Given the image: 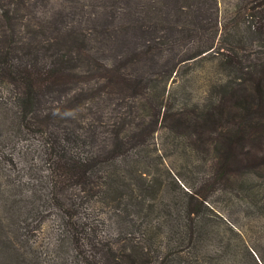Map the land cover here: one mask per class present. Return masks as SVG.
<instances>
[{"label":"trees","instance_id":"trees-1","mask_svg":"<svg viewBox=\"0 0 264 264\" xmlns=\"http://www.w3.org/2000/svg\"><path fill=\"white\" fill-rule=\"evenodd\" d=\"M19 5H3L11 35L0 45V75L13 89L2 99L11 113L10 129L28 145L22 153L29 157L35 184L20 198L6 193L0 217L6 228L0 235L16 246L10 232L16 212L19 224L36 219L40 229L54 215L60 220V246L65 243L73 251L65 264H248L240 256V243L216 229L206 193L192 184L185 189L168 168L169 183L143 165L154 156L149 139L164 129L202 189L251 196L264 213V0H243L242 9L248 11L239 10L219 47L201 44L189 55L167 60L164 71L140 76L127 68L142 53L159 49L169 56L192 32L168 36L112 65L97 61V73L86 72L80 64L88 51L75 40L68 45L65 37L20 40ZM252 46L255 57L245 53ZM209 53L218 55V64L203 75L205 94L186 88L178 98V89L168 88L169 80L181 86L186 63ZM78 76L92 84L70 96ZM198 78L192 74L186 83ZM161 84V91H154ZM105 96L117 98V106L132 99L130 106L139 105L148 124L139 121L133 131L131 123L139 116L134 119L131 107L122 109L107 128L109 140L96 146L97 124H84L80 111L93 109L84 106L86 101ZM95 113L102 117L100 109ZM5 182L13 183L11 178ZM33 252V261L45 264L39 250ZM261 259L264 264V255Z\"/></svg>","mask_w":264,"mask_h":264},{"label":"rangeland","instance_id":"rangeland-1","mask_svg":"<svg viewBox=\"0 0 264 264\" xmlns=\"http://www.w3.org/2000/svg\"><path fill=\"white\" fill-rule=\"evenodd\" d=\"M4 2L12 4L13 7L20 3L17 9L20 16L17 34L21 36L20 40L28 38L38 42L41 37L44 40L65 37V45L75 40L77 46H84L88 51L87 57L85 56L80 64L81 69L86 72L89 69L90 72L97 73V61L112 65L125 55L143 51L155 42L165 41L168 36L174 38L188 32L193 33L183 37V41L169 56L167 51L161 52L159 49H155L153 53H142L143 55L127 68L129 73L136 76L164 71L167 60L171 58L173 62L177 56L189 55L198 50L201 44L213 43L215 47H219L226 38L224 32L232 31L233 20L239 10L243 13L248 11L242 9L243 0H0V45L5 37L11 35L3 17ZM30 33H34L35 37ZM252 48L247 52L244 49L249 57H255L254 50L257 48ZM207 56L209 57L203 60L198 59L182 65L185 67L181 69V86L172 84V79L169 80L168 88L174 86L178 89V98H181L186 88L196 91L198 95L205 94L206 79L203 75L206 69L218 64V58H214L218 55L209 53L204 57ZM81 69H78L77 74H81ZM192 74L199 75L198 80L186 83L187 77ZM80 78L81 76H78L73 80L74 83L67 94L71 96L77 88L89 87L92 84L90 80ZM161 87L163 85L154 86V91H161ZM12 89L13 85L9 81H3L0 75V217L4 216L2 199L5 195L15 192L20 198L35 184L30 175L32 168L29 157L22 153V149L26 151L28 145L25 139L15 137L14 131L8 125L11 113L2 98H8ZM114 96L90 99L84 106L90 104L88 107L93 109L83 107L80 111L84 124L87 121L97 124L96 146L109 140L107 128L111 127L113 121L118 120V111L131 107L133 102L132 99H126L117 106L118 99H114ZM47 105L48 103H45L43 106ZM131 108L134 119L139 116L131 123V128L135 131L137 122L144 121L141 115L143 112L139 113V105ZM96 109L101 110L102 117L99 118V114L95 113ZM148 120L149 117L144 121L146 125ZM169 135L159 128L154 138L149 139L154 156L148 157L151 162L147 159L143 165L144 170L162 176L163 180L169 183L171 181L168 168L175 178H179L185 189L192 184L193 188L206 193L210 206L208 212L215 221L218 232L233 237V242L240 243V256L248 261V264H257L249 258V250L258 263L263 264L261 257L264 255V213L252 202L251 196L245 198L235 190L202 189L201 184L197 183L190 172L189 163L185 160L187 158ZM7 178L13 181L11 187L5 182ZM6 188L12 189L3 190ZM50 217L43 221V229H40L36 219L20 223L23 227L19 228L21 216L18 212L14 213L10 217V232L14 234L11 235L16 246L10 243L5 235H0V264H37L33 261L34 248L42 254L45 264H55L57 260L60 261L58 264H65L66 258L71 259V248L68 249L65 243L61 246L59 244L62 236H58L56 228L60 220L57 221L54 215ZM5 228L6 225L0 222V231L2 230L3 234ZM30 228L33 232L29 231ZM34 228L39 229L35 231ZM29 243L33 244V247H30ZM21 244H25V248H21ZM24 249L26 254L23 253Z\"/></svg>","mask_w":264,"mask_h":264}]
</instances>
